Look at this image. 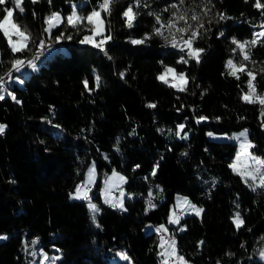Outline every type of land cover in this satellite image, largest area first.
Segmentation results:
<instances>
[{"label": "trees", "instance_id": "trees-1", "mask_svg": "<svg viewBox=\"0 0 264 264\" xmlns=\"http://www.w3.org/2000/svg\"><path fill=\"white\" fill-rule=\"evenodd\" d=\"M99 2L24 0L23 13L11 0L0 5V19L5 8L12 9L14 22L32 37L26 50L12 53L0 32V264H47L49 255L53 264H163L159 232L145 229L146 223L167 224L177 253L194 264H264L257 258L264 246V187L253 190L230 167L235 140L207 136L208 130L246 126L250 150L264 157L261 105L242 99L249 77L238 73L236 79L225 67L229 59L243 64L256 76L257 94L264 95V36L246 46L247 61L232 43L264 32V9L254 7L256 0H211L204 15L207 0H184L179 10L199 33L193 47L204 50L199 63L184 64L177 61L188 59L186 51L153 34L156 16L170 17L177 11L170 5L179 0H140L139 7L135 0H116L111 15L101 13L104 35L112 37L104 51L79 42L90 32L86 20L77 28L66 20L73 6L84 17L99 10ZM129 5L137 13L132 28L122 15ZM193 10L203 28L190 19ZM52 12L62 23L46 33L44 21ZM161 31L167 36L169 30ZM145 34L151 36L145 43H131ZM40 40L43 48L57 44L68 51L36 56L37 67L27 73L13 70V60L27 61L41 51ZM169 65L185 74V91L157 79ZM16 73L21 80L9 83ZM90 160L97 175L90 187L96 213L86 200L68 197ZM113 170L125 176L122 207L103 202L99 193ZM176 193L189 195L201 213L168 223L162 204ZM235 214L244 221L239 229Z\"/></svg>", "mask_w": 264, "mask_h": 264}, {"label": "snow or ice", "instance_id": "snow-or-ice-1", "mask_svg": "<svg viewBox=\"0 0 264 264\" xmlns=\"http://www.w3.org/2000/svg\"><path fill=\"white\" fill-rule=\"evenodd\" d=\"M6 2V0H0V5H3ZM11 2L14 5L15 9H18L20 13L24 12V7L22 6L24 0H11ZM31 2L33 4L37 3L38 0H31ZM116 2V0H100L99 4H98V9L96 10L94 9L92 12H90L87 16L81 17L77 14L76 12V6H73V11L71 12V14L66 18L67 20V24L73 28H77L78 25H80L82 23V21L86 20L88 25H91V27L88 29L91 32V35H85L79 42L81 44H91L93 47L99 48L101 51H104V45L105 43L110 40L112 37L111 35H104V20L101 19V13H105L107 15H111L112 12V5ZM136 3V7L140 6V0H135ZM184 4V0H179V4H171L170 7L173 9H176V12H173L171 17L169 18L167 24H164L162 22V19L159 15L156 16V23L159 25V27H154L153 28V34L157 35V36H162L163 39L165 40V44L166 45H170L172 48H179V50L181 52H185L186 51V55L188 57V59H185L184 56H181L180 59L177 61V63H184L187 64L189 59H194L196 60L197 63L200 62V55L201 53L204 51L203 49L200 48H195L193 47L194 41L196 39H198L199 37V33L196 29H192V25L187 23V14L186 13H181L180 12V6ZM211 4V0H207V3L203 6V12L204 15L208 14V5ZM254 7L257 9H264V3H261V0H256ZM165 11H168V9L166 8ZM4 12L6 14L3 15L2 19H0V32H2L3 37H5L7 39V43L12 51V53H17V52H22L24 50L27 49L28 44L30 42V40L32 39L31 34L28 33L26 30H23L20 28V26L14 22L13 20V10L12 9H8L5 8ZM149 15H153V13H148ZM35 15V13H34ZM123 17L125 18V24L128 28H132L133 27V23L136 19V15L137 13L134 12L133 10V6L129 5V7L123 11L122 13ZM220 18L223 19L224 16L223 14H219ZM190 19L192 21H196L198 28H203L204 25L203 23L200 22V17L195 14V11L193 10V14L191 15ZM179 21H184L185 25L184 27H179L178 26V22ZM44 23L47 25L46 28H44V32L46 33H50L52 28L57 27L59 24L62 23V19L59 13L53 12L50 16H48L47 18H45ZM167 28L169 30V35L168 36H164L163 32L161 31V29L163 28ZM261 27H264V25H261ZM173 29L175 31H173ZM191 30L190 35L188 36L187 39H185L183 37V35L180 36V39H177V33L183 34L186 32H189V30ZM221 35H223V33H221ZM13 36L16 37V39H13ZM259 36H264V32L261 33H257L254 34V38L251 41H244V42H240L238 40H236L235 38L232 39V43L234 45H236V48L240 50L241 54L243 55V58L245 61L249 60L250 57L247 54V52H245V48L247 45L251 44V45H256L257 43H259L260 41L258 40L257 37ZM96 37H101V39L97 40ZM64 38V34L61 33V35L59 37L56 38L57 42ZM151 38V36H149L148 34H145L143 39H133L131 41L132 44H143L145 43V41L149 40ZM67 39H71V36L67 37ZM37 47L43 49L44 47V41L40 40L39 44L37 45ZM235 51V49H234ZM35 59V57H34ZM34 59L33 60H29L27 61L28 66L35 68L36 65L34 63ZM25 65V61L20 60V59H15L12 61V65L11 68L17 72L20 71L21 67H23ZM225 67L228 69V75L234 76L236 77V79H240V76L238 75V73H246L249 77L248 81H247V85H248V89L249 91L247 93H245L242 96V99L246 102V103H259L261 105V115L264 116V95H258L256 92V87L254 84L255 81V74L253 72L247 71L246 67L243 64H240L239 66H237L236 64L233 63V60L229 59L226 62ZM261 72H264V68L261 69ZM10 75V73H9ZM121 77H123V73H120ZM169 76L172 77V82H170L169 80ZM158 80H160L162 83L169 85L170 87H174L177 88V90L179 91H185L186 90V84H187V79L184 73H177L176 70L172 67H165L163 73H161L158 77ZM180 83H178V82ZM85 83V87H87V81L84 82ZM97 83H99V77H97ZM13 99H15V97H12ZM4 99L3 95H0V100ZM19 102V101H17ZM148 107H155L154 104H149ZM200 119H205L204 117H201ZM180 129H183V125L179 126ZM5 129V126L0 124V133H3ZM241 136H245L246 132H243L240 134ZM253 147V145L248 142L246 139L241 143V153H247V150L249 148ZM239 155V154H238ZM257 164H264V161H260V160H256ZM230 167L234 170L237 171V165L234 163L232 165H230ZM95 171V168L92 167L89 169V180H91V177L93 175ZM241 175L242 179H246V181L248 179L253 181V185H250L253 187V190H255V182L257 179V174H259V186L260 187H264V173L260 172V169L257 168L255 171L252 172H242V173H238ZM114 176H116V173H113ZM153 175H155V171L153 172ZM119 179L121 181H123V177H119ZM76 199H87V195L86 193L83 194V196L81 195V186H77L76 188V194L75 197ZM185 204H188V201L185 199L183 201ZM113 207H117L120 206L122 207V202L119 204H113ZM90 211H92L93 213H96L99 211V209L96 207V205L89 203L88 205ZM150 207H153V205L150 204ZM192 210L196 213V215H199L200 212L202 211V209H197L195 208V206H191ZM93 221L95 222V215H93ZM170 223H175L177 222L176 220H173L172 218H170L169 220ZM233 222L235 224V226L239 229L244 221L240 218V215L237 214L234 219ZM99 226V225H97ZM162 231H166V229L163 228V226H161V228L157 229V232H162ZM0 239H3V237H0ZM33 243H35V241H33ZM165 240L163 239V237H161V241H160V247L164 248L165 247ZM169 248H171V251H165V252H161V256H173L176 257L180 264H186V261L184 260V258L182 256H177L176 253V249H175V241H171L168 243ZM121 256L122 259L127 260L128 257L121 253L119 254ZM47 258V257H46ZM54 259H59L58 257H55ZM261 259H264V251L261 252ZM163 264H168V260L165 259L163 261Z\"/></svg>", "mask_w": 264, "mask_h": 264}, {"label": "rangeland", "instance_id": "rangeland-1", "mask_svg": "<svg viewBox=\"0 0 264 264\" xmlns=\"http://www.w3.org/2000/svg\"><path fill=\"white\" fill-rule=\"evenodd\" d=\"M261 3H264V0H261ZM52 13L47 14L46 15V18L48 16H50ZM172 13L173 12H170V14H169L170 17L172 15ZM163 14H165V13H163ZM87 15H85V16H87ZM79 16H81V15H79ZM81 17H83V16H81ZM170 17H168L167 19H162L163 20V23L164 24H167V22H168V20H169ZM101 19H103V18L101 17ZM148 19H149L148 17H143L142 18V21L146 22V21H148ZM181 22H182V24L184 23V21H179L178 22V26L179 27H184L183 25H179V23H181ZM46 27H47V25L45 24V28ZM224 30H225V28H224ZM173 31H175V30L173 29ZM165 34L168 36L169 35V31L165 32ZM179 34L180 33H177L176 35H179ZM85 35H91V32H85L83 34V37ZM13 39L14 40L16 39L15 36H13ZM96 39L99 40V39H101V37H96ZM135 39H137V38H135ZM44 43H46V42H44ZM57 49H60L63 52H67L68 51L66 49V47L63 46V45L57 46V44H50V45L46 46L45 48H43V50L41 49V51L37 54V56H39V59L43 55H45L47 57V56L51 55ZM34 63L36 65V67H37V65H38L37 62H34ZM167 67H172V66L169 65ZM35 68H32L30 66L29 67H26L24 65L23 67H21V69H20L19 72L27 73L31 69H35ZM163 71L160 72V74L163 73ZM20 80H21L20 75L17 74V73L15 75L9 76V83H11L12 81H20ZM169 80L172 82V77L171 76H169ZM178 83H180V82H178ZM175 90L178 91L177 88H175ZM1 94L2 95L5 94V90L3 88H1ZM0 124H2V125L5 126V122H0ZM243 132H246V135L245 136H241L240 135ZM178 135L180 136L179 133H178ZM207 136L209 138H213V139H227V138H230V139H233V140L236 141V150L234 152V155H233L232 160L230 161V165H232L234 163L237 165V171H234L233 170L234 173L243 182L247 183L249 186L250 185H253V181L250 180V179H248L247 181H246V179H242L241 175L238 174V173H242V172H245V171L252 172V171H255L257 168L260 169V172L261 173H264V164H257L256 163V160L264 161V157H262L261 155H258L256 153H253L250 150V148L247 150V153H241L240 146H241V143L245 139L252 144V141L250 140V138L248 136V128L246 126L241 127L239 129L232 130L231 132H216V131L208 130L207 131ZM92 167L95 168V164H94V161L93 160H90V162L88 163V165L86 166V168L84 170V173H83L82 177L76 182V184L74 185L73 189L70 190L68 197L70 199H76L74 197H75V194H76V188L79 185V186H81V195L83 196V194L86 193V195L88 197L87 199H84V198H81V199L86 200L87 203H88V205H89V203H91V204H94V205L97 206L96 202H94L92 200V197H91V194H90L91 190L90 189H86V185L88 183H90L91 185H93L94 182H95V180H96V176H97L96 175V169H95V171H94V173H93V175L91 177V180H89V176H88L89 169L92 168ZM113 173H116L117 175L114 176ZM119 177H123L124 178L123 181H121L119 179ZM124 181H125V176L123 175L122 172H120L118 170L111 171L108 174V176L106 177V179L103 181L101 187L99 188V193H100L101 200L103 202L110 203V204H119V203H121L123 201L124 195L126 193L125 188H124V185H123L124 184ZM258 186H259V174H257V179H256V182H255L254 187H258ZM250 187H252V186H250ZM185 199L188 201V204H185L183 202ZM162 205H165L168 208V220H167V222L170 223L169 222L170 218H172L173 220H176L177 221V222L172 223V224H177L179 222L181 216H184L186 214H196L192 210V207L191 206H195V208H197V209H202L201 206L197 205L196 203H194L191 200V198L189 197V195L183 194V193H176L174 195V197H173L172 200H165ZM236 215L237 214H235L233 216V219H234V217ZM161 226H163V228L166 229V231L164 232V234H166V233L168 234L169 233V231H168V225L165 224V223H159L158 225H152L150 223H146L145 229H149V228H152V227L158 229V228H161ZM4 236H5V234L0 233V237H4ZM161 237H163V236H161ZM161 237L159 238V241H158L159 245H160ZM163 239L166 242L165 243V247L164 248H161L160 247L159 250H158V253L160 254V260H161V262L163 263V261L165 259H167L168 260V264H180L179 260L176 257H173V256H166V257L165 256H161V252H165V251L170 252L171 251V248H169L168 243L171 242V241H175L174 238H172V239H165L163 237ZM175 249H176V245H175ZM262 251H264V246L258 252L257 258L261 259V252ZM176 253H177V249H176ZM177 256H180V255H178V253H177ZM49 258H51L50 255L47 256V258L45 259L46 262H47V264H53L52 262H49V260H47ZM261 260H264V259H261ZM185 261H186V264H194L193 262H191L189 260H185Z\"/></svg>", "mask_w": 264, "mask_h": 264}, {"label": "built area", "instance_id": "built-area-1", "mask_svg": "<svg viewBox=\"0 0 264 264\" xmlns=\"http://www.w3.org/2000/svg\"><path fill=\"white\" fill-rule=\"evenodd\" d=\"M46 44V43H45ZM36 55L37 54H33L29 59H27V61H29V60H33V58L34 57H36ZM27 61H25V64H27ZM90 187H91V185L90 184H87L86 185V189H90ZM162 232H165V231H162ZM172 238H174L173 237V234H171V233H166V239H172Z\"/></svg>", "mask_w": 264, "mask_h": 264}, {"label": "bare ground", "instance_id": "bare-ground-1", "mask_svg": "<svg viewBox=\"0 0 264 264\" xmlns=\"http://www.w3.org/2000/svg\"><path fill=\"white\" fill-rule=\"evenodd\" d=\"M37 56V55H36ZM159 235H161V236H163L165 239H166V234H164V232H159ZM160 236V237H161ZM179 255V254H178ZM180 256H182V255H180Z\"/></svg>", "mask_w": 264, "mask_h": 264}, {"label": "crops", "instance_id": "crops-1", "mask_svg": "<svg viewBox=\"0 0 264 264\" xmlns=\"http://www.w3.org/2000/svg\"><path fill=\"white\" fill-rule=\"evenodd\" d=\"M88 184H90V183H88ZM91 185V184H90Z\"/></svg>", "mask_w": 264, "mask_h": 264}]
</instances>
